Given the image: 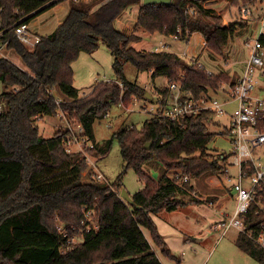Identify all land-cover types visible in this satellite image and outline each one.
Instances as JSON below:
<instances>
[{
  "label": "trees",
  "instance_id": "16d2710c",
  "mask_svg": "<svg viewBox=\"0 0 264 264\" xmlns=\"http://www.w3.org/2000/svg\"><path fill=\"white\" fill-rule=\"evenodd\" d=\"M61 1L0 0V29L4 30L1 41L22 63L19 66L0 56V80L4 85L0 93V264H163L143 229L164 255L174 258L152 214L202 202L201 196H191L192 185L184 182L182 175L192 179L221 174L219 157L211 158L208 152L215 137L208 130L211 113L202 111L180 122L152 116L140 129L133 125L121 128L103 147L96 144L92 154L100 157L115 138L124 161L122 174L132 167L143 182V187L130 195L131 204L119 195L122 174L111 183L82 180L87 161L65 151L66 131L44 138L35 120L63 112L81 123L94 140V122L113 105L122 102L128 106L133 97L147 98L145 88L125 77V62L139 72H150L152 78L180 80L181 89L194 97L222 85L233 86L237 74L213 73L176 53L141 51L131 43L140 39L135 33L138 28L170 35L179 27L181 39L188 41L193 32H199L205 46L220 53L235 26L244 24H222L220 14L203 7L204 0L149 5H142L141 0H70L63 20L50 33L40 35L35 46L28 47L13 36L14 24L20 18L25 17L23 20L29 23ZM132 6H139L136 25L133 32L126 33L115 23ZM189 9L195 13L190 14ZM100 42L114 56L117 78L99 80L89 94L79 96V89L73 85L72 63L81 52L96 50ZM157 92L165 99L169 88L164 85ZM148 141L151 145L145 148ZM150 160L164 168L159 179L144 169ZM169 171L180 175L169 176ZM83 207L95 211L97 228L84 232L81 242L61 252L60 245L66 238L58 232L57 225L78 224ZM236 243L264 264V249L244 232L238 233Z\"/></svg>",
  "mask_w": 264,
  "mask_h": 264
},
{
  "label": "rangeland",
  "instance_id": "374dc122",
  "mask_svg": "<svg viewBox=\"0 0 264 264\" xmlns=\"http://www.w3.org/2000/svg\"><path fill=\"white\" fill-rule=\"evenodd\" d=\"M87 1V0H85ZM102 0H98L100 2ZM238 0H204L202 5L205 8L212 9L220 14L221 23L229 25L231 22H245L243 26L238 24L234 28V34L229 39L226 46L220 53L211 51L205 46L202 49L201 36L199 33H192L188 41L173 39L170 35H164L160 32L150 33L143 28H138L135 33L140 36L138 41L131 43V46L137 50H155L161 46V41L168 44L166 50L181 56L189 62L190 58H196L197 62L213 73L225 72L227 74L239 75L243 69V61L247 57V48L243 44L245 37H253L256 34L257 19L256 10L251 8L252 16L240 13ZM54 8H48L44 12L33 17L29 22V29L32 33L40 35L50 33L56 27L58 20H62L70 8V0H63L56 4ZM241 7V6H240ZM56 10V14L53 12ZM137 19L135 6L127 8L116 21L115 25L121 31L131 33L134 31ZM187 51V54H185ZM193 54V55H192ZM195 55V56H194ZM5 57L21 66L20 58L12 51L5 50ZM114 56L110 49L102 42L93 52H81L77 59L72 63L73 85L79 89V96L89 94L92 87L99 80L116 79V73L113 68ZM124 75L130 81L145 88L151 97L140 99L133 97L128 106L121 104L113 105L107 114L93 124V136L95 143L103 147L105 142L110 139L115 132L127 126H135L140 129L145 120L155 116L158 109L159 88L167 83L164 76L152 78L149 72H139L130 63L124 64ZM224 85L223 89H227ZM4 91V85L0 80V93ZM78 91V92H79ZM214 91V90H210ZM82 92V93H81ZM85 92V93H83ZM58 94L59 92H56ZM214 97L221 100L225 98L223 91H214ZM234 104H230L226 110L231 112ZM146 108V109H145ZM72 119V118H70ZM65 117L45 115L42 118H36L35 122L39 128L42 137L53 136L57 131H66L67 122ZM76 121L75 119H72ZM220 125H218V122ZM228 124L227 118L216 117L213 122L208 124V130L215 133V137L208 145V152L211 158H215L221 151H227L230 147L228 137L221 134L225 125ZM75 125V123H72ZM92 154V151L90 152ZM93 155V154H92ZM95 157L97 170L101 172L105 183H111L124 169V161L120 154V147L114 138L111 147L101 156ZM264 160V156L262 158ZM218 163L222 165L218 158ZM88 162L87 167L82 173V180H88ZM145 171L152 178L159 179L164 171L163 166L156 160H150L144 164ZM173 171H169L172 176ZM121 181L123 189L129 195L140 190L143 182L140 180L136 171L130 167L122 174ZM192 189L197 197H202L201 203H188L175 210L163 209L152 214L160 233L164 236L167 246L174 258H167L161 254L160 249L155 245L153 247L158 251V257L165 264H262L260 261L242 251L237 243L236 237L238 231L231 227L226 229L222 235L223 229L212 228L213 224L223 220L224 214L232 213L234 208V191L220 174L218 176L202 175L198 178L193 177L190 180ZM191 193V192H190ZM187 197L189 195H186ZM191 196H193L191 194ZM184 197V196H183ZM212 202V203H211ZM60 223V222H59ZM58 223V224H59ZM144 233L149 237L146 229ZM188 238V240H187ZM79 239V235L73 238ZM81 239V238H80ZM79 239V240H80ZM187 240V241H186ZM151 242V241H150ZM182 251L184 255H182Z\"/></svg>",
  "mask_w": 264,
  "mask_h": 264
},
{
  "label": "built area",
  "instance_id": "2783aa9c",
  "mask_svg": "<svg viewBox=\"0 0 264 264\" xmlns=\"http://www.w3.org/2000/svg\"><path fill=\"white\" fill-rule=\"evenodd\" d=\"M238 1L239 3L236 4L241 14L252 16L251 8L256 10L258 18L254 21L257 23V28L253 37L243 39V44L247 48V57L243 61V69L236 82L233 86L228 85L227 89H223L224 85H222L216 90L223 91L225 98L221 100L215 98V93H210L214 91L210 90L199 97H194L191 92L181 89L180 80L167 81L169 94L165 99L161 94L158 95V109L155 116L180 122L187 116L205 111L211 113L209 123L216 117L227 118L228 124L225 125L221 134L228 137L230 147L227 151L219 152L217 156L222 162L221 175L234 191L235 204L232 213H225V218L213 224L212 228L223 229V235L226 229L234 227L239 232H244L256 245L264 249V160L262 159L264 156V0ZM189 13L194 14L195 10L189 9ZM24 18H20L14 24L13 36L28 47H33L40 41V35L30 31L29 23L25 22ZM3 31L0 29V56H5L7 49L6 42L1 41ZM180 33L181 30L177 27L170 36L186 42V39L180 38ZM167 48L168 45L163 42L160 48L155 50ZM189 62L198 63L196 58H190ZM180 79H183V75ZM230 104H234V107L228 113L226 108ZM58 114L59 117H65L67 122L63 141L65 151L79 154L86 159L88 180L101 181L104 176L97 170L95 157L90 154L96 147L95 141L85 133L81 123L67 118L63 112ZM218 125H220L219 122ZM179 175L175 173L172 176L179 177ZM181 178L184 182L190 183L189 176L182 175ZM191 194L197 197L193 189ZM82 210L83 216L78 224L68 226L60 222L57 225L58 232L66 238V242L60 245L61 252H66L81 242L84 232L97 228L98 218L95 211L84 207ZM77 234L81 239L74 241L73 238ZM182 255H184L183 251Z\"/></svg>",
  "mask_w": 264,
  "mask_h": 264
},
{
  "label": "water",
  "instance_id": "95a60500",
  "mask_svg": "<svg viewBox=\"0 0 264 264\" xmlns=\"http://www.w3.org/2000/svg\"><path fill=\"white\" fill-rule=\"evenodd\" d=\"M175 0H142V5H149V4H170V3H174ZM146 96L148 98L151 97V95L147 92ZM151 145V141H148L145 143V148H149ZM120 196L121 198L126 201L127 203H132V198L131 196L128 194V192L125 189H122L120 192Z\"/></svg>",
  "mask_w": 264,
  "mask_h": 264
},
{
  "label": "crops",
  "instance_id": "0c3cea01",
  "mask_svg": "<svg viewBox=\"0 0 264 264\" xmlns=\"http://www.w3.org/2000/svg\"><path fill=\"white\" fill-rule=\"evenodd\" d=\"M58 4V3H57ZM54 6H57L56 4L54 5ZM54 6L53 7H51V8H54ZM138 10H139V6H135V12H137L138 13ZM57 12H56V10L53 12V14H56ZM119 18H117V20H118ZM63 20V19H62ZM62 20H58V23L59 22H61ZM116 20V21H117ZM57 23V24H58ZM36 33V32H35ZM194 33H199V32H194ZM38 34V33H37ZM200 34V33H199ZM40 35V34H39ZM201 35V34H200ZM202 36V35H201ZM201 46H202V49H204L205 48V41H204V38L202 37L201 39ZM163 42L161 41V44H162ZM168 45V44H167ZM157 48V47H156ZM193 55V54H192ZM195 56V55H194ZM149 74L151 75V73L149 72ZM78 93H80V91L78 92ZM82 93V92H81ZM83 93H85V92H83ZM95 141V140H94ZM148 172V171H147ZM212 203V202H211ZM183 206H185V205H183ZM179 208V207H178ZM177 208V209H178ZM157 226V225H156ZM157 229H158V227H157ZM238 231V230H237ZM158 232L160 233V231H159V229H158ZM238 233H239V231H238ZM145 235L147 236V234L145 233ZM160 235L162 236V234L160 233ZM224 235V234H223ZM238 235V234H237ZM148 237V236H147ZM162 238L164 239V236H162ZM148 239H149V242L151 241V238H150V236L148 237ZM188 239V238H187ZM164 241H165V243H166V247L168 248V246H167V242H166V240L164 239ZM150 244H151V247H152V250L157 254V256H158V251H156L155 250V248L153 247V245H155L152 241L150 242ZM156 246V245H155ZM157 247V249H160L158 246H156ZM169 249V248H168ZM160 251H161V249H160ZM169 251H170V249H169ZM243 251V250H242ZM161 254L163 255V256H165V257H167L166 255H164V253L161 251ZM159 258V257H158ZM167 258H169V257H167ZM160 259V258H159ZM170 259V258H169ZM163 264H165L162 260H160Z\"/></svg>",
  "mask_w": 264,
  "mask_h": 264
}]
</instances>
